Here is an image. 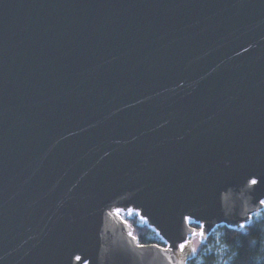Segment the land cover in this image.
I'll return each instance as SVG.
<instances>
[{
	"label": "water",
	"instance_id": "obj_1",
	"mask_svg": "<svg viewBox=\"0 0 264 264\" xmlns=\"http://www.w3.org/2000/svg\"><path fill=\"white\" fill-rule=\"evenodd\" d=\"M253 174L264 0H0V264H187L185 218L247 222Z\"/></svg>",
	"mask_w": 264,
	"mask_h": 264
},
{
	"label": "trees",
	"instance_id": "obj_2",
	"mask_svg": "<svg viewBox=\"0 0 264 264\" xmlns=\"http://www.w3.org/2000/svg\"><path fill=\"white\" fill-rule=\"evenodd\" d=\"M126 219L139 243L167 245L139 214ZM243 224L248 227L222 223L211 229L188 264H264V209Z\"/></svg>",
	"mask_w": 264,
	"mask_h": 264
},
{
	"label": "flooded vegetation",
	"instance_id": "obj_3",
	"mask_svg": "<svg viewBox=\"0 0 264 264\" xmlns=\"http://www.w3.org/2000/svg\"><path fill=\"white\" fill-rule=\"evenodd\" d=\"M252 179H256L257 181H258V183H257V185H252L251 184V180ZM260 182H261V179L257 176V175H255V174H253L252 175V177L250 178V181H249V184H248V188L251 190V193H254V195L253 196H251L250 197V199H249V202H250V204H252V207H256V205L255 204H261L260 203V201L261 200H264L263 199V195H261V193L257 190V187H258V185L260 184ZM233 190H234V188L232 187V186H229V187H227V189H225L224 191L227 193V192H229V193H233ZM243 193L242 192H239V191H237L236 192V195L237 196H240V197H243V195H242ZM247 196H248V194H246ZM263 209H264V207H263ZM261 211V210H260ZM258 213V212H257ZM254 216V215H253ZM196 224H203L204 225V223H202V222H200V221H196L195 223H194V225H196ZM214 229V228H213ZM187 249H191L190 247L189 248H186L185 249V251L183 252V253H185L186 252V250ZM195 256V254H193V255H187L186 254V263L188 264V262L193 258Z\"/></svg>",
	"mask_w": 264,
	"mask_h": 264
},
{
	"label": "snow or ice",
	"instance_id": "obj_4",
	"mask_svg": "<svg viewBox=\"0 0 264 264\" xmlns=\"http://www.w3.org/2000/svg\"><path fill=\"white\" fill-rule=\"evenodd\" d=\"M257 183H258V181L256 179H252L251 180V184L252 185H257ZM260 203L264 204V200H261ZM185 220H186V222L191 223L192 217H186ZM204 227L205 226L203 224H198V228L200 229V231L197 232L196 229H192V231H191L192 237L195 238L197 235H199L203 239V237L205 236ZM239 227L246 228V227H248V225L240 224ZM191 243H192L191 239L184 238L183 242L178 243V245H177L178 250L180 252H184L186 248L191 247ZM156 247H159V245H156ZM169 247H171V245H169ZM168 250H169L168 248H164L163 249V251H168ZM191 251L193 253H195L196 249L195 248H191ZM77 259H79V257H77Z\"/></svg>",
	"mask_w": 264,
	"mask_h": 264
},
{
	"label": "built area",
	"instance_id": "obj_5",
	"mask_svg": "<svg viewBox=\"0 0 264 264\" xmlns=\"http://www.w3.org/2000/svg\"><path fill=\"white\" fill-rule=\"evenodd\" d=\"M112 210L116 213V214H118L123 220H127L126 219V216L127 215H130V214H132V213H137V214H139L142 218H143V220L145 221V222H147L148 224H150L149 223V221H148V219L146 218V217H144L143 215H142V213H141V211L139 210V209H136V208H127V209H125V208H122V207H118V208H112ZM195 220H192L191 221V223L193 224V222H194ZM151 225V224H150ZM152 226V225H151ZM153 228H154V226H152ZM155 229V228H154ZM156 230V229H155ZM157 231V230H156ZM158 233H159V231H157ZM159 235H160V233H159ZM161 236V235H160Z\"/></svg>",
	"mask_w": 264,
	"mask_h": 264
},
{
	"label": "rangeland",
	"instance_id": "obj_6",
	"mask_svg": "<svg viewBox=\"0 0 264 264\" xmlns=\"http://www.w3.org/2000/svg\"><path fill=\"white\" fill-rule=\"evenodd\" d=\"M250 220H251V219H250ZM250 220H248L247 222H249ZM243 223H246V222H243ZM243 223H242V224H243ZM193 226H194L193 228L196 229L197 232L200 231V229L198 228V224L193 225ZM216 227H217V226H216ZM216 227H215V228H216ZM210 230H211V229H210ZM210 230H209V231H210ZM207 233H208V232H207ZM207 233H206V235H207ZM132 234H133V233H132ZM206 235L203 237V239H202L199 235H197L195 238H193L192 235L190 236L189 239H191V241H192V243H191V247H190V248H195V249H196V252H195V253L198 252L200 246H201L202 243L204 242V239H205ZM165 246H168V244L165 245ZM195 253H194V254H195Z\"/></svg>",
	"mask_w": 264,
	"mask_h": 264
}]
</instances>
